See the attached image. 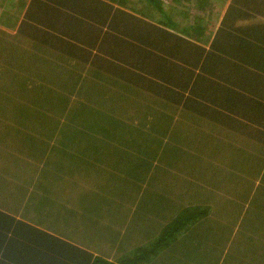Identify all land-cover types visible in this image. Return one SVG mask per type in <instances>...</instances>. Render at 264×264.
Instances as JSON below:
<instances>
[{
  "label": "rangeland",
  "instance_id": "1",
  "mask_svg": "<svg viewBox=\"0 0 264 264\" xmlns=\"http://www.w3.org/2000/svg\"><path fill=\"white\" fill-rule=\"evenodd\" d=\"M163 1L180 24L203 12L196 1L186 9L183 0ZM261 1L208 0V29L215 33L224 26L222 37L250 34L264 25ZM31 3L35 0H0V27L16 32L8 15H18L19 23ZM231 3L235 7L223 24ZM130 4L144 6L138 0ZM61 6L57 0H48L46 9L37 6L24 28L30 40L33 34L45 39L46 29L70 37L61 22L71 13ZM184 9L189 17L182 21ZM47 10L54 28L43 23ZM154 10L151 21L159 16ZM91 19L82 38L86 28L93 34ZM15 37L0 40V209L71 241L86 235L108 242L101 251L121 257L151 244L184 208L199 205L206 215L141 264H219L229 241L234 262L239 251L264 259V149L237 147L235 139L242 136L229 131L207 142L203 117L185 115L184 107L145 84L139 89L122 77L103 82L55 44L40 43L37 53L26 35ZM88 43L89 38L81 45ZM93 52L92 59L99 51ZM251 163L257 167L251 169ZM248 169L253 171L246 175ZM91 182L109 189H93ZM253 215L263 224L253 222ZM103 220L111 228L93 231L92 223ZM19 229L31 233L21 224Z\"/></svg>",
  "mask_w": 264,
  "mask_h": 264
},
{
  "label": "trees",
  "instance_id": "2",
  "mask_svg": "<svg viewBox=\"0 0 264 264\" xmlns=\"http://www.w3.org/2000/svg\"><path fill=\"white\" fill-rule=\"evenodd\" d=\"M131 1L57 0L61 7L70 10L71 14L61 22V27L65 26L64 33L70 37L46 29L45 39L33 34L35 40L32 41L24 31L25 26L31 24L28 19L36 10L38 12L37 6L46 9L48 5V0H35L19 23L18 15H8L12 27L18 25V30L11 32L0 27V40L26 35L24 38H29L30 46L37 53L40 43L55 44L58 52L88 65L92 75L103 82L108 77L116 80L122 77L133 80L139 89L145 84L159 98L184 107L185 115L191 117L194 113L196 120L203 117L207 142L218 141L224 136L221 133L229 131L244 136L239 141L235 139L237 147L247 146L253 151L264 149V25L245 36L222 37L224 26L215 33L208 29L211 19L207 16L211 13L207 8L208 0H183L185 9L191 8L196 1L195 8L203 11L194 16L193 22L185 24H180L175 15L164 9L163 0H138L144 5L142 8L131 5ZM234 7L232 3L228 7L223 24ZM154 8L159 11L157 21H151L156 18ZM187 16L189 12H183L180 19L185 21ZM86 18H92L93 34L90 37V29L86 28L87 35L82 38L88 22ZM45 22L52 28L57 25L52 16H48V10ZM35 26L36 29L40 27ZM87 38L88 50L82 46ZM95 50L99 53L92 59ZM248 166L257 167L255 163ZM251 169L246 175L253 171ZM206 213L207 210L199 205L186 207L163 227L151 244L138 246L117 260H110L51 229L44 230L0 209V264H141L175 239L181 228ZM251 220L257 225L263 224L254 221V215ZM19 224L31 233L21 231ZM256 256L254 254L251 260L264 264V259Z\"/></svg>",
  "mask_w": 264,
  "mask_h": 264
},
{
  "label": "crops",
  "instance_id": "3",
  "mask_svg": "<svg viewBox=\"0 0 264 264\" xmlns=\"http://www.w3.org/2000/svg\"><path fill=\"white\" fill-rule=\"evenodd\" d=\"M91 188H98L99 191L103 190V189H109L107 187H102L100 186L98 183L96 182H91L90 183ZM111 190H116V186L114 188H110ZM68 203H70V205H75L74 201L70 198L68 199ZM104 221V224H102L99 221H94L91 225L92 230L94 231L97 228V231H103V230H107L109 228H111L112 223L110 221ZM218 221V220H217ZM102 224V225H101ZM217 226L220 228L221 226L217 224ZM238 231L234 230L233 234L234 236H237ZM73 243L88 248L90 249L92 252H94V254L96 255H101L104 256L110 260H117L120 257H112L111 255H107L105 253H103L101 251V248L103 246L106 245H110L108 242L105 241H101V240H97L96 238H92V237H88L86 235H77L76 238L74 240H72ZM233 246V241H229L226 245V247L224 248L221 256H219V264H225L226 262H229L230 264H255L256 259L251 260L252 255H249L247 253H245V251H239L240 255L237 257V259L235 260V262L232 260L231 256H229V249ZM236 247V245H235ZM252 253V252H251ZM254 254V253H253ZM257 255V254H255ZM256 258H260V256H256Z\"/></svg>",
  "mask_w": 264,
  "mask_h": 264
}]
</instances>
